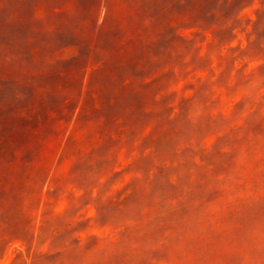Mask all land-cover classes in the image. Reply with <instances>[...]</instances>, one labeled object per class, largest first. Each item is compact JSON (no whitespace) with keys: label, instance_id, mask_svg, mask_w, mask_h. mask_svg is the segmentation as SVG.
I'll use <instances>...</instances> for the list:
<instances>
[{"label":"rangeland","instance_id":"obj_1","mask_svg":"<svg viewBox=\"0 0 264 264\" xmlns=\"http://www.w3.org/2000/svg\"><path fill=\"white\" fill-rule=\"evenodd\" d=\"M232 12L0 0V264H264V0Z\"/></svg>","mask_w":264,"mask_h":264},{"label":"trees","instance_id":"obj_2","mask_svg":"<svg viewBox=\"0 0 264 264\" xmlns=\"http://www.w3.org/2000/svg\"><path fill=\"white\" fill-rule=\"evenodd\" d=\"M223 1H224V17H226V20H227L229 17H231V18H232L231 21L235 22L236 19H237V17H236V14L232 12V10L234 9V6L236 7L237 5L245 4V3L248 2L249 0H223ZM226 7H227V8L229 7V9H226ZM220 13H222V12H220ZM206 24H207V23H206ZM207 25H208V24H207ZM226 26L228 27L229 25H226ZM262 64H263V62H258V63H256L255 65L251 66V68L248 69V72L256 71V70H257ZM262 73H263L262 75L264 76V70H263ZM257 103H258V100H257V101H254L253 106H254L255 104H257ZM239 126H241V125H238V127H239ZM191 147H192L191 145L186 144V145L183 146L182 149H187V148H191ZM202 150H204V151H203L204 153L207 152V151H209V149H208L207 147H203ZM220 153H221V152H220ZM200 159H201V158H200ZM192 161H193V160H192ZM171 163H172V161L170 162L169 165H171ZM173 163H174V162H173ZM193 163L195 164V163H198V162H194V161H193ZM151 174L153 175V173L149 172L148 175L151 176Z\"/></svg>","mask_w":264,"mask_h":264}]
</instances>
